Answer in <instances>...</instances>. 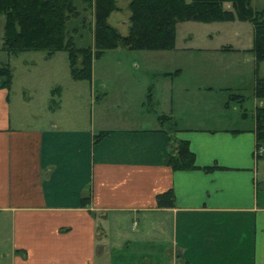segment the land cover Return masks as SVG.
Here are the masks:
<instances>
[{
	"label": "crops",
	"instance_id": "crops-1",
	"mask_svg": "<svg viewBox=\"0 0 264 264\" xmlns=\"http://www.w3.org/2000/svg\"><path fill=\"white\" fill-rule=\"evenodd\" d=\"M185 51L210 53L224 69L251 53ZM163 81H148L133 113L121 108L122 94L113 127L98 130L74 122L63 87L24 121L12 109V81L0 86V264H264V155H255L254 126L183 123L172 101L169 113L153 112L147 103ZM14 95L19 105L31 97ZM171 134L187 140L195 166L166 162Z\"/></svg>",
	"mask_w": 264,
	"mask_h": 264
},
{
	"label": "rangeland",
	"instance_id": "rangeland-1",
	"mask_svg": "<svg viewBox=\"0 0 264 264\" xmlns=\"http://www.w3.org/2000/svg\"><path fill=\"white\" fill-rule=\"evenodd\" d=\"M127 3L128 0H117L118 8L109 18L122 33L127 31L129 24ZM75 4L78 15L67 20L66 37L70 35L76 46L93 47L92 7L87 5L86 0H75ZM223 4L231 8L229 1ZM252 5L260 8L264 0H252ZM3 22L4 17L0 15V65L6 62L12 70V109L30 121L34 119L32 113L48 110L46 106L51 97V88L60 86L63 87L65 109L71 113L74 122L82 119L96 130L99 127H113L112 114L122 94L126 95L122 98L124 103L121 108L133 113L139 110V100L145 98L146 92L143 94V91L148 83L160 85L161 80H164V86L154 91L152 102H146L153 112L169 113L172 101L183 123L208 124L218 120L233 126L243 123L254 126L255 109L262 104V99L253 94L252 86L256 75H264V59H256L255 53L251 51L248 53L250 59L237 57L224 69V62L212 59L210 53L185 51L250 50L254 28L249 20L236 16L228 20L178 21L171 48L134 49L117 46L107 49L100 56H93V73L89 79L72 77L64 49H58L54 54H47L46 49L8 51L3 43ZM178 66L183 67L180 77L162 78L161 71H174ZM206 83H213L215 87L204 88ZM223 84L230 86L221 88ZM197 85H201V88L198 89ZM186 87H189V91ZM238 91L242 92V97H233L232 94ZM23 93L31 96L29 100L21 105L15 103L14 94ZM158 96L161 102L157 101ZM226 102L231 106L225 107ZM243 112L245 118L241 115ZM163 124L167 131H172L170 121L165 120ZM170 140L174 148L177 141L173 138Z\"/></svg>",
	"mask_w": 264,
	"mask_h": 264
},
{
	"label": "trees",
	"instance_id": "trees-1",
	"mask_svg": "<svg viewBox=\"0 0 264 264\" xmlns=\"http://www.w3.org/2000/svg\"><path fill=\"white\" fill-rule=\"evenodd\" d=\"M86 1L93 10L94 49L90 45L76 46L70 35L66 37L67 20L78 15L75 0H0L4 46L10 52L46 49L47 54L64 49L72 77L89 79L93 56H100L107 49L117 46L169 49L174 45L178 21L228 20L237 16L252 23L254 37L249 49L256 59H264V5L257 8L252 5V0H128L129 24L125 33L109 21L111 13L118 8L117 0ZM225 1L231 3V8L224 6ZM0 78V86H10L12 70L6 62L0 65ZM253 94L262 99V104L255 109L254 130L258 146L264 145V75L255 76ZM232 95L242 97L240 93ZM169 137L177 144L167 152L166 162L174 168L195 166L187 140ZM261 155L264 154H257L258 157ZM161 195L172 196V191L166 190Z\"/></svg>",
	"mask_w": 264,
	"mask_h": 264
},
{
	"label": "built area",
	"instance_id": "built-area-1",
	"mask_svg": "<svg viewBox=\"0 0 264 264\" xmlns=\"http://www.w3.org/2000/svg\"><path fill=\"white\" fill-rule=\"evenodd\" d=\"M263 151H264V147L262 145H258L256 146V149H255V155L263 154Z\"/></svg>",
	"mask_w": 264,
	"mask_h": 264
}]
</instances>
